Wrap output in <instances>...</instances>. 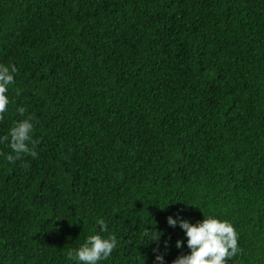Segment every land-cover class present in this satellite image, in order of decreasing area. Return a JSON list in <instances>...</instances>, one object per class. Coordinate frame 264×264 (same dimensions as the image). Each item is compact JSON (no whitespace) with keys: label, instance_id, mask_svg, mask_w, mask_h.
I'll use <instances>...</instances> for the list:
<instances>
[{"label":"trees","instance_id":"trees-1","mask_svg":"<svg viewBox=\"0 0 264 264\" xmlns=\"http://www.w3.org/2000/svg\"><path fill=\"white\" fill-rule=\"evenodd\" d=\"M0 63V135L23 107L39 152L0 145V264H72L95 234L101 264H172L168 216L204 214L239 233L229 264H264V0H0Z\"/></svg>","mask_w":264,"mask_h":264},{"label":"clouds","instance_id":"clouds-1","mask_svg":"<svg viewBox=\"0 0 264 264\" xmlns=\"http://www.w3.org/2000/svg\"><path fill=\"white\" fill-rule=\"evenodd\" d=\"M17 67L12 64L0 63V120L8 111L10 104L9 86L15 84ZM19 113L24 116L17 120L8 131L0 135V145L10 149L5 157L6 161L14 163L23 156L37 158V141L34 140L36 123L38 118L33 114L25 115L26 109L19 108ZM167 223L170 227L177 225L183 230L184 239L175 242L176 248L185 246L189 250L180 254L172 261V264H229L232 258L240 254L239 233L233 223L227 219H220L214 215H205L204 218L195 223L180 215L168 216ZM100 233L108 231V225L103 218L96 220ZM162 233L159 231L148 232L147 241L159 242ZM117 246L115 236L105 238L102 234L89 235L86 241L74 251L69 252L68 258L72 264H101L106 261ZM168 242H164V249H167ZM154 264H166L165 252L161 248L154 249ZM145 264V259H144Z\"/></svg>","mask_w":264,"mask_h":264}]
</instances>
